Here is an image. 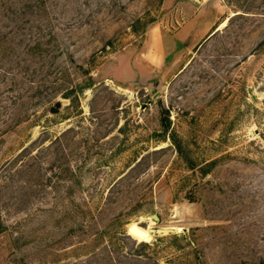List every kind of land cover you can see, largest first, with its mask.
I'll return each instance as SVG.
<instances>
[{
    "label": "rangeland",
    "instance_id": "1",
    "mask_svg": "<svg viewBox=\"0 0 264 264\" xmlns=\"http://www.w3.org/2000/svg\"><path fill=\"white\" fill-rule=\"evenodd\" d=\"M47 7L61 49L47 80L63 87L26 118L0 116V170L64 136L66 172L46 196L5 191L0 264H95L84 201L110 204L102 226L150 229L133 239L162 264H264V0Z\"/></svg>",
    "mask_w": 264,
    "mask_h": 264
},
{
    "label": "trees",
    "instance_id": "2",
    "mask_svg": "<svg viewBox=\"0 0 264 264\" xmlns=\"http://www.w3.org/2000/svg\"><path fill=\"white\" fill-rule=\"evenodd\" d=\"M51 20L47 0H0V89L5 86V89L0 90V104L5 103L0 105V116L10 112L19 119L26 118L28 107H37L46 102L49 96L63 87L60 80L51 83L47 80V76L52 75L47 68L52 66L48 63L56 60L53 54L61 50L58 45L53 47L57 33ZM260 46L263 47L264 43ZM92 86L88 85L87 88L91 89ZM79 88L73 87V92H77ZM6 91L17 95H12L7 100L2 94ZM27 95L33 101L30 106L26 103ZM64 139V136L58 138L43 151L21 154L8 162L0 170L4 183V186H0V200L5 191L16 193L17 183L20 181L26 191H35L43 196L48 194V189L59 191L63 188L61 182L66 172L64 149L67 147ZM49 171L57 172L56 178L61 181L52 186V181L46 175ZM27 195L29 199L32 198L31 194ZM58 206L59 203H54L55 208L46 211L56 212ZM109 206L110 204L99 206L84 201L79 208L80 216L82 215V222L78 225L79 232L85 236L95 230L92 240L95 246V264H162L157 257L156 245L137 244L127 234L124 229L127 221L122 215L102 226L105 222L104 213ZM5 228L0 205V234ZM84 249L87 250L88 246Z\"/></svg>",
    "mask_w": 264,
    "mask_h": 264
},
{
    "label": "bare ground",
    "instance_id": "3",
    "mask_svg": "<svg viewBox=\"0 0 264 264\" xmlns=\"http://www.w3.org/2000/svg\"><path fill=\"white\" fill-rule=\"evenodd\" d=\"M225 26V23L222 25ZM128 233L131 237H133L136 240L143 241V242H148L151 238V230H146L143 229L136 224H133L129 230Z\"/></svg>",
    "mask_w": 264,
    "mask_h": 264
},
{
    "label": "water",
    "instance_id": "4",
    "mask_svg": "<svg viewBox=\"0 0 264 264\" xmlns=\"http://www.w3.org/2000/svg\"><path fill=\"white\" fill-rule=\"evenodd\" d=\"M215 33H216V30L214 31L213 34H215ZM60 109H61V103H57V104L55 105V107L51 108L50 113L53 114V115H57V114H59ZM153 219H154V221H156V222L159 221V219H158L157 216H154ZM129 236H130V235H129Z\"/></svg>",
    "mask_w": 264,
    "mask_h": 264
}]
</instances>
